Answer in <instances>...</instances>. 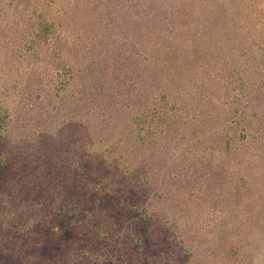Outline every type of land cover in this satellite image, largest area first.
Wrapping results in <instances>:
<instances>
[{
	"label": "rangeland",
	"instance_id": "1",
	"mask_svg": "<svg viewBox=\"0 0 264 264\" xmlns=\"http://www.w3.org/2000/svg\"><path fill=\"white\" fill-rule=\"evenodd\" d=\"M0 264H264V0H0Z\"/></svg>",
	"mask_w": 264,
	"mask_h": 264
}]
</instances>
